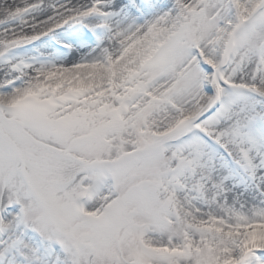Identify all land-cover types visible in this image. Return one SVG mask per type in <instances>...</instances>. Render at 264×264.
<instances>
[{
  "label": "snow or ice",
  "instance_id": "6c2138e0",
  "mask_svg": "<svg viewBox=\"0 0 264 264\" xmlns=\"http://www.w3.org/2000/svg\"><path fill=\"white\" fill-rule=\"evenodd\" d=\"M0 264H264V0H0Z\"/></svg>",
  "mask_w": 264,
  "mask_h": 264
}]
</instances>
